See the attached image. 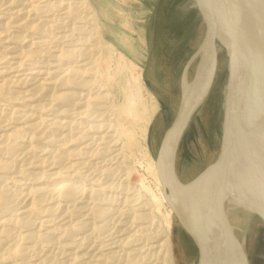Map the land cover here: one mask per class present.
<instances>
[{
	"label": "rangeland",
	"instance_id": "rangeland-1",
	"mask_svg": "<svg viewBox=\"0 0 264 264\" xmlns=\"http://www.w3.org/2000/svg\"><path fill=\"white\" fill-rule=\"evenodd\" d=\"M56 1L70 3L71 0ZM74 1L72 0V4H80L83 0H77L78 2L76 0ZM87 1L88 5L94 7L93 10L97 13L96 17L85 8L84 12L86 14L84 12L82 14L83 17L89 16L91 18L87 17L89 19H87V23L89 24L81 22L86 21V19H74L75 22L72 19L71 22H74L73 24H75V26L78 25L79 27H76L80 28V30L76 33L78 37L75 35V40H70V42L65 39L58 40L55 35L56 32L51 29L43 33H36V30L33 28L24 30L13 26L9 31L12 35H18L26 41L36 42L39 40H46L49 45L51 44L50 47L54 48V46H56V48L58 47L59 49L65 47L64 50H68V48L69 50L73 49V44L77 43L76 40H84L83 38L88 39L87 37H89V43L87 44L89 45V51L91 53L90 57L92 53H94L91 60L94 63L90 68L93 67V69L95 70L96 68V70L94 71L92 69V75L89 72V77H87V79H91V81L93 80L97 84L92 82L95 89L92 88L90 91H92V95L94 94L95 96L101 95L100 97H105L107 95L106 97H109V100L106 97V99L101 98L102 103L107 100L104 102L105 105L101 103L103 108L99 110L100 112L98 109L96 110V108L95 110H89L90 116L83 113L84 116L77 114L78 112H84V108H81V110L79 109V111L75 110V112L77 111L76 113L73 111V113H75L74 116L78 118V122H81L82 125L89 124V126H93L94 124L97 125L100 123L106 124L110 126V130H112L111 134H113V138L111 137V140L108 139L109 142L107 144L96 141L94 146L91 145L92 147L90 146L89 152L91 153L92 148L95 151L94 147L97 145L96 150L99 149V151L95 152H97L98 155H95L97 153L93 151V153H89L93 156L89 154L84 156V158L80 160L85 162V164L78 166L79 168L77 167L76 170L75 168L69 169V167L73 164L75 165L80 160L77 159L78 157L69 156L66 151L68 147L73 146L72 149L81 148L83 147L82 145L80 146L78 144V147L70 142L60 144L50 143L47 140L44 141L34 136L30 132H26L23 135L29 139V143L33 147L45 149L53 153L60 151L66 156L63 166L59 167V170L63 172L61 176L64 178L51 177L46 183H35L27 180L31 187H39L43 184L53 187L58 185L62 180H67L69 182L80 181L83 184L86 183L84 185L89 189L90 197L91 190H99V188L102 189L104 187H108L109 189L110 183L113 185V188L119 183L123 184L120 189L116 187L114 188L115 190L113 188H110V191L107 189V191L104 192L105 199L102 197V199L99 200L102 208L109 209V213L103 219L101 217L96 218L89 214L90 218H95L86 220L89 223V228L86 227L83 230L73 233L72 238L77 241V244L81 243V241L86 238L84 243L81 244L77 250H64V246L71 242L67 237H64L57 238L55 245L46 248L45 253L48 255L50 253L57 255V257L54 256V259L57 260H65L66 256L70 255L72 257V255H75L78 257V264H107L106 262L108 261H110L109 264H115L116 261V264H158L159 262V264H161L162 259L158 247L163 243L164 239L160 234L166 230V216L171 213L172 230L170 239L174 263L200 264L199 251L193 239L179 223L174 212L171 211L168 205L166 203L161 205L158 201V196L163 187L160 185L156 163L164 134L173 123L178 112L185 67L201 45L205 36L206 26L196 7V2L195 0ZM20 2H25L26 4L29 2L27 7L32 10L43 7L44 3L45 5L47 4L46 0H21ZM21 3H19L15 10L21 8ZM6 6H8V3L4 2V0H0V16H4L8 11L7 8H5ZM55 14L54 16L56 18L53 16L55 20L61 17V14L58 15L57 12H55ZM36 17L32 20L33 26L37 25L40 20L43 19L40 16H38V19H36ZM83 26L84 29L88 30L85 31L83 29V32L81 29ZM66 43H68V45ZM218 53L217 73L213 87L205 101L192 116L179 146L177 154V172L181 181L185 184L192 182L209 165L213 164L217 160L220 152L224 95L228 79V56L225 49L221 46H218ZM4 55L5 49L0 47L1 58ZM33 59L18 56L14 60V62L16 61L15 64H17L15 66H19V74H24L25 72L29 73V71L37 72V70L39 71L40 69L45 70L49 64L52 63L50 58H45L44 60L37 59L38 61ZM94 59H96V61H94ZM17 61L21 62V65H19ZM63 61L64 62L61 60L59 62L62 71H64V68L66 70L67 67L76 64L71 60ZM198 61L199 60H196L190 66L188 71L189 80L192 79L195 74ZM96 63L98 66H96ZM8 68H10L9 65ZM8 68L6 64L0 63V80L3 79V75L9 77L10 71ZM96 75L98 76V80ZM40 78H37V80ZM101 87L103 89H101ZM16 89L17 96L15 95L12 100L10 99L11 101L8 99L9 102H7V99L5 101L4 99H0V103L3 102L4 106L7 104L5 107L8 106L9 108H24L26 112L29 111L36 117L43 116L49 119L60 117L64 112L62 117L70 120V118L66 117L64 114L70 115L72 113L71 106L63 105L56 99L55 101L52 97H48L53 99L52 101L51 99L47 100L48 98L40 103L30 100L24 102L25 105L23 101L19 99L22 96V93L20 94L19 92L23 89ZM62 91H68V89L60 90V92ZM96 92L98 95H96ZM79 93H83V91L80 90ZM46 102L51 106H47ZM36 103L40 105L43 104V106H45L44 110L42 106L38 109L36 106V108H34V106L32 107V105ZM32 108L34 110L36 109L35 111L38 112H34ZM62 109L66 111L64 110L62 112ZM102 111L104 113H102ZM86 115L88 116L86 117ZM96 116L103 118L99 120L100 118L98 119ZM92 135L95 136L96 134H93V131L89 130V138ZM113 141L116 142L114 143ZM90 142L91 141H89V143ZM107 149L108 151H106ZM100 150L101 153H99ZM102 151H104V153ZM100 154H102V156H100ZM77 169L81 173L78 172ZM88 170L89 172H87ZM47 172L49 176L51 172L48 170ZM101 174H104V177ZM84 175L87 176L85 177ZM121 189L123 190L121 191ZM106 195L110 198L112 196L111 199L112 201L114 200L113 203L110 201V198L108 201V197H105ZM116 197L119 199H115ZM132 197H134V201L130 200ZM127 198H130L129 201ZM90 201L91 199H89V203ZM50 202H52V199L48 196L46 218L55 220V222L58 223L61 217L66 214V208L62 207L56 210L55 207H52L53 205L49 204ZM61 205H66V202H62ZM136 210H138L136 213L147 214V219L144 222L139 219L136 220L134 216ZM84 214H86L85 211L79 214L77 218L74 217V219L68 221L66 225H62V227L68 225L74 226L78 221H82V219L85 220L86 217ZM247 214L250 215H235L232 218L233 221L237 219L235 220L237 221V229L235 228V230L236 232L239 231L237 232L238 234H235L238 236L236 238L241 246L244 247L245 254L250 264H264V222L251 212ZM2 215L3 212L0 209V218ZM81 215H83L82 218ZM32 217L36 221H41L42 219V215L39 214H34ZM240 219L242 222L239 221ZM54 225L55 223H53V226ZM100 226H103L104 230L99 229ZM49 227H51V225H49ZM145 227H151V230L153 228L159 231L158 235L153 236L152 234L149 237L148 235L146 236V234L143 233L144 230H142ZM139 248L142 249V253ZM146 249L149 250L147 251ZM38 251L39 250L36 252ZM119 256L122 257L120 258ZM110 257L111 259L109 260ZM113 257L119 258L116 260L115 258L113 259ZM105 258L107 260H104ZM10 261L15 263L17 260L16 258H12ZM23 261L27 264H38L40 262V257H37L35 252H33Z\"/></svg>",
	"mask_w": 264,
	"mask_h": 264
},
{
	"label": "bare ground",
	"instance_id": "bare-ground-1",
	"mask_svg": "<svg viewBox=\"0 0 264 264\" xmlns=\"http://www.w3.org/2000/svg\"><path fill=\"white\" fill-rule=\"evenodd\" d=\"M20 1L21 0H4V2L8 3V6L5 7L7 8L8 11L6 12L4 16H0V47H3L5 49V55L2 58L0 56V63L6 64L7 68H8V65L10 67L8 68L10 71L9 77L3 75L2 77L3 79L0 80V99H4V101L7 99V102H9V100L10 99L12 100L15 95L17 96V93L15 90H17L16 88H19V89H23L22 91L20 90L19 92L20 94L22 93V96L19 99L23 101V104H25L24 102L30 101V100H34L35 102L40 103V102H44L48 97H52L54 98V100L56 99L58 102H60L63 105L71 106L72 113L70 115L64 114L66 115V117H69L70 120H67L64 117H62L64 113L63 111L66 109L65 108L64 110L62 109L63 113L60 112L62 113L60 117L49 119L43 116L36 117L29 111L26 112L24 108H23L24 110L22 108H16V107L9 108L8 106L5 107L7 104L4 106L3 102H2L3 104L0 103V209L3 212V215L0 218V264H27L23 260L29 257L33 252H35L37 257H40V262L38 264H78V257L75 255H72V257L68 255L66 256L65 260H57V259H54V256L57 257V255H54L51 253L48 255L47 253H45L46 251L45 249L50 246L55 245L57 238L67 237L69 240H71V242L68 243L66 246H64V250L65 249H73V250L76 249L77 250L78 247H80V245L84 243L86 238H84L83 241H81V243L77 244V241H75L72 238L73 233L79 230H83L86 227L89 228V223L86 220L93 219L94 217L96 218L101 217L103 219L109 213V209L102 208L99 203V200L102 199V197L104 198V192L107 191L108 187L103 186L104 188L102 189L99 188V190L98 189L91 190L92 192H90V197H89V189L87 188V186L84 185L86 183L83 184L80 181L79 183L77 181L69 182L67 180H62L61 182H59L58 185H55L53 187H50L44 184L40 185L39 187H31L30 183L27 182V180L35 182V183H46V181H48L51 177H57V178L63 177L61 176L63 172L59 170V167L63 166L66 156L64 155V153L60 151L53 153L45 149L33 147L29 143V139L27 137H24L23 135L26 132H30L34 136L39 137L40 139L44 141L47 140L50 143L60 144V143L70 142V143H74L75 146L76 145L78 146V144L80 146L82 145L83 147L81 148L72 149L73 146L68 147L69 149L67 148L66 153L69 156L78 157L77 158L78 160L83 159L84 156H87V154L90 153L89 149L91 145L94 146L96 141L107 144L109 142L108 139H110L113 136V134H111L112 130H110L109 125L101 124V123L100 124L96 123L97 125L93 123L94 124L93 126L91 125L89 126V124L82 125V123L78 122V118H76V116L74 115L77 111H79V109L81 110V108H84V112L82 111V112L77 113L78 115L81 114V116H84L83 114L89 115V110L91 109L95 110L96 108V110L98 109L99 111L100 109L103 108L102 104L107 101L106 100L102 103L101 98H105L107 95L104 94L106 95L105 97H100L101 95L95 96L93 94L94 95L93 96L92 95L93 92L90 91L92 90V88H94L93 83L96 84V82H94L93 80L91 81V79L90 80L87 79V77H89V72L91 73V70L93 69V67L92 68L90 67L94 63L93 61H91L94 53H92L90 57L91 53L89 51V45L87 44L89 43V37H87L88 39L83 38L84 40L82 39L76 40L77 43L73 44L74 46L73 49L69 50L68 48V50H64L65 47L63 49H59L58 47L56 48V46H54V48L50 47L51 44L49 45L48 41L46 40H39L36 42L26 41L24 38L19 37L18 35L17 36L12 35L11 33H9V31L11 27L13 26L15 28H22L24 30L33 28L36 30V33L37 32L43 33L44 31L51 29L56 32L55 35L58 38V40L65 39L66 41L69 40L70 42V40L71 41L75 40L74 37L76 33H78V31L80 30V28H78L79 27L78 25H76L78 26L76 27L75 24H73L75 22L74 19H77V20L79 19L81 20V18L82 20L86 19V21H81V22L87 23V19H88L87 17L89 16L83 17V14H82L85 11V8L89 10L95 17L97 13H95V10H93L94 7H92L91 5H88L87 0H83L80 4L78 3L72 4V0L71 1L69 0L70 3L69 2L63 3L64 2L63 0H62L63 2L61 1L59 2L56 0H46L47 4L45 5L44 3L43 7H39V9L36 8V10H32L30 8L28 9L27 4L29 2L26 4L25 2L21 3ZM19 3H21L20 4L21 8H19L18 10H15V8L19 5ZM55 12H57L58 15L61 14V17L59 19H56V20L54 19L55 17L54 15H56ZM38 16L42 17L43 19L40 20V22L37 25L33 26L32 20L35 17L36 19H38ZM72 19L74 21L73 23L71 22ZM81 29L83 31L84 26ZM84 30L86 31L88 29H84ZM66 44L68 45V43ZM16 56L17 57L22 56L23 58H26V57L32 58V59L34 58L35 60L37 59L44 60L45 58H50L52 60V63L49 61L51 64H49V66L45 70L40 69L39 71L37 70V72L29 71V73L25 72L26 74L25 73L19 74L20 72L19 71L20 69H18L19 66L18 67L15 66L17 64H15L16 61L14 62V60L17 58ZM50 59H47V60H50ZM47 60H46V63H47ZM61 60L62 62H64L63 60H71V61H74V63L76 64L75 65L73 64L72 66L67 67L66 70L64 68V71H62L60 68V64H59ZM94 61H96V59H94ZM17 63L21 65L20 64L21 62L17 61ZM41 63H42V60H41ZM96 66H98V64ZM97 69L99 70L98 67ZM37 78H40V79L37 80ZM97 80H98V76H97ZM65 89H68V91L60 92V90H65ZM101 89L103 88L101 87ZM80 90L83 91V93H79ZM96 95H98L97 92H96ZM206 98L207 97L203 98L199 102L200 105H202V103L205 101ZM50 99L51 98H48L47 100H50ZM52 100L53 99H51V101ZM36 104L32 105V107L34 106V108L37 107L38 109L40 108V106H42V109L44 110L45 106H43V104L42 105L40 104L36 105ZM47 106H51V105H48L47 103ZM35 110L34 112H36ZM75 110L77 111L75 112ZM73 111L75 113H73ZM102 113L104 112L102 111ZM88 115H86V117ZM101 118L103 117H98L99 120H102ZM89 130H92L93 134H96V135L95 136L92 135L89 138ZM89 141L91 142L89 143ZM94 148H95V151H99V149L96 150L97 145ZM108 149L106 151H108ZM91 150H92L91 153H93L94 149L92 148ZM102 152L104 153V151ZM99 153H101V150ZM95 155H98V153ZM90 156H93V155H90ZM100 156H102V154H100ZM84 164L85 162H82L80 160L75 164L76 167L73 164L72 166L69 167V169L75 168L76 170L78 166H82ZM88 165H89V161H88ZM47 170L51 172L49 176H48ZM103 171H106V170H103ZM78 172L80 171L78 170ZM87 172H89V170ZM101 175L103 176L104 174H101ZM67 176H68V173H67ZM88 178H89V175H88ZM162 184L163 183L160 179V185L163 187ZM109 185L110 186L108 190L110 191V188H113V185H111V183ZM122 185L123 184L119 183L115 187L120 189L122 188ZM122 190L123 189H121V191ZM257 192H258L257 183L249 182L243 188V190L237 197L235 204L228 208L229 216L230 217L232 216L233 218L235 215H238V216L239 215H250L247 213L254 210L255 208L254 203H255V196ZM48 196H50L52 199V202H50L49 204L53 205L52 207H55L56 210L61 209L62 207L66 208V214L61 217L58 223H56L55 220L46 218L47 217L46 215L47 207L46 206H47ZM105 197H108V196L106 195ZM109 198L110 197H108V201H109ZM111 198H110V201H112ZM117 198L118 197H116L115 199ZM133 198L134 197H132L131 199L127 198V200L128 201L129 199L133 200ZM85 199H88V200H85ZM89 199H91L90 203H89ZM158 201L160 202L161 205H164V203H166L168 207L171 209V211L173 212V209L168 204L164 188L161 189V193L158 196ZM62 202H66V205H61ZM84 211L86 213L84 214L86 217V218L84 217L85 220L82 219V221H78V223H76L74 226L68 225L66 227H62V225L63 226L66 225L68 221L74 219V217L77 218L79 214H82V212ZM137 211L138 210H136L135 213ZM34 214L42 215L41 221L34 220L32 217ZM89 214L94 217L90 218ZM82 216L83 215H81V218ZM134 216L136 217V220L139 219L142 222H144L147 219V214L145 213L138 212ZM235 220L234 221L232 220L231 224L233 225L234 228L237 229V221ZM239 221H241V219ZM53 223H55L54 226H53ZM166 224H167L166 230L162 234H160L164 239L163 243H161V245L158 247L160 257L162 259V261L161 260L160 261L162 262L161 264H175L174 257H173L172 243L170 239V233L172 230V214L171 213H169L168 216H166ZM49 225H51V227H49ZM104 228L106 229V226ZM104 228L103 226H100L99 229L104 230ZM142 230H144L143 233H145L146 236L148 235V237L151 236L152 234L153 236L158 235V232H159L153 228H152L153 230L152 231L151 227H145ZM237 232L235 234H238ZM221 245H222L221 246L222 258L225 260L226 264H250L245 254L244 247L243 246L237 247L233 245L229 237V234H228L227 224H224L223 226V237H222ZM142 249H140L141 253H142ZM37 250L39 251L36 252ZM146 250L148 251L149 249H146ZM105 256H108V255H105ZM12 258H16L17 261L15 263H12L10 261ZM114 258L115 257H113V259ZM118 258H115V259L118 260ZM110 259L111 257L109 258V260ZM146 259H147V256H146ZM104 260H107V259L105 258ZM106 263L109 264L110 261Z\"/></svg>",
	"mask_w": 264,
	"mask_h": 264
},
{
	"label": "water",
	"instance_id": "water-1",
	"mask_svg": "<svg viewBox=\"0 0 264 264\" xmlns=\"http://www.w3.org/2000/svg\"><path fill=\"white\" fill-rule=\"evenodd\" d=\"M195 2L205 36L185 67L178 112L164 134L156 163L168 204L196 244L200 264H226L221 248L224 224L233 245L241 247L228 208L249 182L258 186L250 212L264 222V0ZM218 46L228 56L220 152L213 164L185 184L177 174V154L199 102L215 82Z\"/></svg>",
	"mask_w": 264,
	"mask_h": 264
},
{
	"label": "flooded vegetation",
	"instance_id": "flooded-vegetation-1",
	"mask_svg": "<svg viewBox=\"0 0 264 264\" xmlns=\"http://www.w3.org/2000/svg\"><path fill=\"white\" fill-rule=\"evenodd\" d=\"M176 170H177V163H176ZM177 174H178V172H177ZM179 176V175H178ZM180 178V177H179ZM181 180V179H180Z\"/></svg>",
	"mask_w": 264,
	"mask_h": 264
}]
</instances>
